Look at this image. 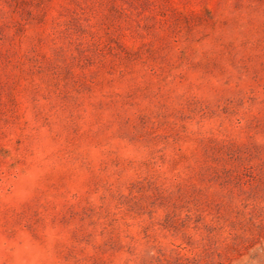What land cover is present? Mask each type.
<instances>
[{
	"label": "rangeland",
	"instance_id": "1",
	"mask_svg": "<svg viewBox=\"0 0 264 264\" xmlns=\"http://www.w3.org/2000/svg\"><path fill=\"white\" fill-rule=\"evenodd\" d=\"M0 264H264V0H0Z\"/></svg>",
	"mask_w": 264,
	"mask_h": 264
}]
</instances>
